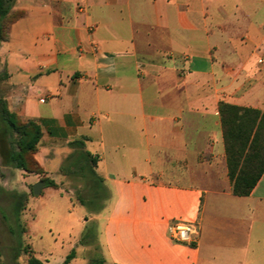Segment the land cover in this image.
Returning <instances> with one entry per match:
<instances>
[{"label":"crops","instance_id":"obj_1","mask_svg":"<svg viewBox=\"0 0 264 264\" xmlns=\"http://www.w3.org/2000/svg\"><path fill=\"white\" fill-rule=\"evenodd\" d=\"M234 1H15L0 43L9 107L40 125L51 180L82 141L109 194L62 255L31 244L44 264L72 250L68 264H90L91 223L102 264H264V174L233 194L219 115L221 102L264 110V0ZM177 221L199 236L174 242Z\"/></svg>","mask_w":264,"mask_h":264},{"label":"rangeland","instance_id":"obj_2","mask_svg":"<svg viewBox=\"0 0 264 264\" xmlns=\"http://www.w3.org/2000/svg\"><path fill=\"white\" fill-rule=\"evenodd\" d=\"M223 4L226 8H232L235 1L224 0ZM14 17L12 8V14L4 25L7 26ZM2 74H7V70L0 60ZM8 93L6 81L0 83V94L6 97ZM15 141L16 136L0 118V264H27L32 253L31 244L41 254L62 255L68 249L73 234L84 226L85 216L90 214L85 206L73 205L79 203L78 195L87 201L90 208L102 209L107 202L103 198L104 184L93 183L90 166L80 158L83 151L77 146L69 156L62 157L61 167L54 176L59 182L58 191L44 187L41 195L35 196L33 186L50 179L37 164V156L42 155L43 151L38 148L35 153L27 155L29 170L23 171L16 167L11 158L16 149ZM83 166L85 170L81 168ZM94 195L98 198L92 201ZM90 226L94 225L91 223ZM87 257L91 263L93 260L100 261L96 242L89 245Z\"/></svg>","mask_w":264,"mask_h":264},{"label":"trees","instance_id":"obj_3","mask_svg":"<svg viewBox=\"0 0 264 264\" xmlns=\"http://www.w3.org/2000/svg\"><path fill=\"white\" fill-rule=\"evenodd\" d=\"M16 0H0V40L8 39V30L11 24L17 21L22 13L14 11L15 17L5 26L4 21L12 14ZM8 73L0 75V83L7 81ZM219 115L223 132L226 164L228 177L232 184V192L236 196H248L255 188L264 174V110L241 107L226 102L219 104ZM0 118L9 127L11 133L16 136L15 147L11 158L18 169L28 171L27 155L38 150V144L42 138L40 125L34 120H21L9 107L6 97L0 94ZM72 149L75 146L83 151L80 158L90 166V174L93 183L102 184L103 179L95 171L97 157L85 150L82 141H74L69 144ZM73 153V152H72ZM39 165V163L37 162ZM85 170L84 166L81 167ZM45 187L58 188V185L50 179H44ZM104 199L108 198V192L103 188ZM97 195L92 198L96 200ZM79 203L89 209L90 213H97L101 209L90 208L87 201L78 195ZM87 219V218H86ZM96 242V229L88 226L80 240L82 245H90ZM75 250H72L65 258L64 264L70 263L75 258ZM27 264H44L43 261L29 255ZM90 264H102L93 260Z\"/></svg>","mask_w":264,"mask_h":264},{"label":"built area","instance_id":"obj_4","mask_svg":"<svg viewBox=\"0 0 264 264\" xmlns=\"http://www.w3.org/2000/svg\"><path fill=\"white\" fill-rule=\"evenodd\" d=\"M169 237L176 243L190 244L199 236V224L191 221H177L167 228Z\"/></svg>","mask_w":264,"mask_h":264},{"label":"water","instance_id":"obj_5","mask_svg":"<svg viewBox=\"0 0 264 264\" xmlns=\"http://www.w3.org/2000/svg\"><path fill=\"white\" fill-rule=\"evenodd\" d=\"M45 187L44 181H39L33 186V194L35 196L41 195L43 188Z\"/></svg>","mask_w":264,"mask_h":264}]
</instances>
